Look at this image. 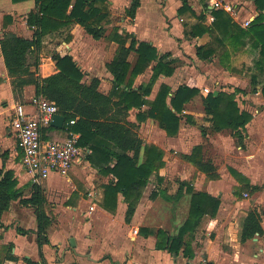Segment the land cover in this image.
Here are the masks:
<instances>
[{"label": "crops", "instance_id": "1", "mask_svg": "<svg viewBox=\"0 0 264 264\" xmlns=\"http://www.w3.org/2000/svg\"><path fill=\"white\" fill-rule=\"evenodd\" d=\"M187 1L188 6H185L184 0H139V6L135 15L132 16L128 10L134 0H109L110 17L103 24L106 32L101 39L93 38L85 27L75 24L71 27L72 39L69 42L63 40L51 44L49 42L55 33H49L46 35L47 37H44L41 49L28 54L26 67L35 72L37 78L56 72L54 58L56 54H70L85 73L82 82L91 83L95 78H98L100 80L99 90L109 94L114 79L107 64L114 59L119 47V43L110 39V35L118 28V34L131 35L126 46L130 45L133 38L138 41H147L155 45L160 54L170 53L167 61H176L175 72L172 76H159L151 94L146 96L149 101L156 98L162 83L170 85L172 92L180 85L200 89V93L185 105L182 116L183 125L181 124L182 126L175 136L168 135L155 119L150 117L143 120L138 119L139 112L147 115L149 105H144L142 109L134 108L129 111L127 119L136 124V132L143 140V147L146 144H155L160 147L164 151V165L151 175L143 191L144 194H147L146 202L144 203V198L141 199L131 221L127 222L128 206L122 195L119 197L117 214L103 207L104 185L113 178L103 175L91 165L87 158L90 151L88 148H85L87 152L83 153L82 157L74 163L67 175L52 173L40 183H35L31 174L24 169L16 130L12 127L11 120L17 103L25 104L28 110L32 109L29 102L36 95V85L26 84L23 87L15 88L13 82L15 78L11 76L5 64L1 40L6 33H15L31 39L34 30L28 26L27 17L31 11L37 10V5L34 0L20 2L11 0L12 5L9 3L10 0H0V168L13 173L14 179L18 183L17 188H21L23 197H31L33 185L37 184L44 189L45 195L46 192H52L58 194L59 199H55L56 201L50 199L53 200V207L49 209L46 195L45 211L51 217L52 223L47 229L49 243L43 244L41 248L38 244V221L35 207L23 204L20 198L11 201L9 208L0 217V260L5 264H27V259L39 264H43V261L46 264H204L205 262L264 264V242L261 238L264 234H257L254 238L242 242L243 222L237 231L236 229L232 230L235 224L230 215H234L236 203H238L236 202L237 189H234V186L237 184L236 182L239 183L237 172L241 171L229 167L228 173H223L217 163L208 155L203 143L214 131L210 120L212 116L205 112L204 98L209 93L217 95L221 91H227L222 85L226 82H235L239 78L223 71L225 68L221 67L220 63H216V55L206 60L197 56V47L210 43L213 38L209 32L201 36H192V29L198 23H203L207 27L212 25L215 19L212 15L214 4L210 2L211 0ZM221 1L233 8V12L225 11L244 27H246L247 21L257 17L260 12L254 0ZM7 15L12 16L13 19L5 24ZM49 49L52 50L51 54L48 53ZM181 53L195 58L194 60L189 59L191 63L196 60L197 62L192 66L185 65L180 69L178 56ZM137 57L136 52H131L128 60L134 65ZM31 58L33 61L30 60ZM155 63L152 62L142 74L135 78L134 88L137 89L150 81ZM96 66L98 71H93ZM89 73L92 75H88ZM114 98L117 99V97ZM238 98L236 96L237 101ZM194 103L198 106L202 104L203 111L192 109ZM241 109L246 110L243 107ZM186 115H192L196 123L188 122ZM203 117L205 120L200 121L199 119ZM47 128V125L42 128L45 140L67 138L64 128L54 130ZM203 129H206V134H203ZM226 130L215 132L221 134ZM211 142L216 144L214 137L211 138ZM197 145L203 147V161L216 167V176H210L184 158V155L191 154ZM173 149L177 150L178 156L171 154ZM143 160L144 150L142 148L139 161ZM58 176L64 180L56 183ZM245 178L249 180L245 184H249L251 187H263L264 185V183L262 185L252 183L247 176ZM97 179L100 181L99 183H97ZM181 183H188L193 186L195 191L205 192L218 198L221 204L215 217L206 215L207 219L203 217L196 223L193 230L186 233L183 247L178 255H174L168 250L156 247L158 232L160 229H164L170 237L176 236V231L186 219L177 223L175 229L171 223H164L172 230L170 231L165 229L163 224L148 223L150 220L147 216L151 212L155 213L153 205L159 197H164L172 202L182 199L189 201L192 194H189L186 191V186ZM27 190L29 194H27ZM153 192L157 193L155 198H151ZM246 194L248 196V193ZM60 196L61 198H59ZM15 203H18L20 208L12 210L13 215L10 216V219L13 218L15 223H11L12 221H7L6 213ZM91 206H94V209H91ZM60 208L70 216L67 223H53L54 217L50 214V210L54 211ZM28 211H33V220L29 223L21 214ZM114 217H116L115 220L118 219L117 223L122 221L127 228L133 226L129 236L125 234L123 226L121 227L122 233L114 232ZM142 227L152 229L153 233L141 234ZM152 227L157 228L153 229ZM262 227L264 229L263 220ZM234 232H237V235ZM72 238L76 242L75 246L71 244ZM151 240L153 242L149 246L148 241ZM186 246L192 248L193 258L184 255ZM12 256L18 259L16 263L10 260Z\"/></svg>", "mask_w": 264, "mask_h": 264}, {"label": "trees", "instance_id": "2", "mask_svg": "<svg viewBox=\"0 0 264 264\" xmlns=\"http://www.w3.org/2000/svg\"><path fill=\"white\" fill-rule=\"evenodd\" d=\"M20 1L23 0H13V2ZM34 1L37 10L31 11L27 17L28 26L34 30L33 37L29 39L15 33H6L1 40L5 64L11 76L15 78L13 79L15 88L35 84V94L54 101L59 107V112L66 117V122L76 119L71 129L80 134L79 146L90 150L87 158L91 165L103 175H113L116 178V181L105 185L103 207L114 213L118 207L119 196L122 195L128 206L126 221L130 222L151 175L164 165V151L155 144H146L143 147V140L136 132V124L127 119L129 111L149 105L147 115L139 112L138 119L143 120L146 117L155 119L168 135L175 136L182 124L185 105L200 93V89L180 85L172 92L170 85L162 83L156 98L149 101L146 96L151 94L159 76H172L176 61H167L170 53L160 54L158 48L147 41L133 38L130 45L126 46L131 35L118 34V28L110 35V39L117 41L119 47L114 59L107 64L114 79L109 94L99 90L98 78L91 83L82 82L85 73L70 54H56L54 56L56 72L37 78L36 73L26 67V62L30 52L41 49L47 34L61 32L65 28L80 24L93 38L101 39L106 32L103 24L108 21L110 11L109 0ZM254 1L260 12L246 27L234 21L222 8L212 9L215 19L210 27L203 23L193 26L192 36H201L209 32L213 38L210 43L197 47V56L200 59H210L221 49L220 63L227 70H234L230 60L232 52L249 45L257 52L256 69L264 75V0ZM184 4L188 6V1L184 0ZM138 6L139 0H134L128 12L134 16ZM12 19L10 15L5 16V24ZM71 39L70 32L64 40L69 42ZM131 52H136L138 55L134 65L128 60ZM152 62L156 63L150 81L137 89L134 88L135 78ZM251 82L253 86L258 87L260 82L256 74L252 75ZM240 91L242 89L236 88L233 92L221 91L217 95L209 93L204 98L205 112L212 116L210 120L214 131L231 129L242 136L241 130L250 122L252 114L240 108L236 100V94ZM261 93L264 96V84ZM186 118L188 122L196 123L192 115H186ZM47 129L56 128L49 125ZM206 133V129H203V134ZM142 148L144 160L140 162ZM202 149L201 145H197L191 154L184 155V158L214 177L217 175L216 167L203 161ZM17 184L11 171L0 168V217L9 208L12 200L20 198L23 204L35 207L38 244L41 248L43 244L49 243L47 229L52 223L51 217L45 211L47 199L44 189L40 185H33L31 197L25 198L21 188H17ZM181 184L186 186L188 193L192 194L189 218L180 227L177 236L170 237L160 229L156 243L157 248L168 250L174 255H178L183 247L186 233L193 230L196 223L206 215L215 217L221 204L218 198L205 192L195 191L187 183ZM156 196L155 192L151 194V198ZM140 232L149 235L153 230L142 227ZM257 234H264L262 214L257 209H253L243 221L241 241L252 239ZM184 255L193 258L192 248L186 246ZM10 260L16 263L18 259L12 256ZM26 261L27 264H39L31 259ZM0 264L5 263L3 261ZM43 264L46 262L43 261ZM204 264H213V262Z\"/></svg>", "mask_w": 264, "mask_h": 264}, {"label": "rangeland", "instance_id": "3", "mask_svg": "<svg viewBox=\"0 0 264 264\" xmlns=\"http://www.w3.org/2000/svg\"><path fill=\"white\" fill-rule=\"evenodd\" d=\"M9 3L12 5L11 0ZM216 8L219 7H214L213 9ZM254 18H252L251 21L254 20ZM70 30L71 28H65L61 32H55V36L53 35L52 37L53 39L50 40L49 43L55 44V43H59L60 41H63L64 38L68 36V34L70 33ZM220 50L216 54V60H217V62L215 61L216 63H220V59H219L221 52ZM51 52L52 50L49 49L48 53L51 54ZM256 56H257V52L252 50L248 45L240 50L232 52V56L230 60L234 70H227L220 63L221 67L225 68L223 69V71L236 75L239 78L238 80H235V82L224 83L222 87L226 88V90L230 92L234 91L236 88L242 89V91L236 94V96L239 97L237 102L241 108L243 107L244 109H246L245 111H248L249 113L252 114V119L248 123V126L247 127L245 126V128L241 130L242 136H240V134L234 130L227 129L226 131H223V133L221 134H216L217 132L212 131L210 137L203 141V143L205 144L204 146L208 152V155L217 163L218 168H220L223 171V173L227 174L229 167H234L242 172L241 173L235 171L238 173L237 177L239 183L236 182L237 184L234 186V189H237L238 198H236L237 200L236 202L238 203H236V209L234 215L233 214L230 215V218L234 219L233 223L235 224L233 226L234 228L232 229L233 231L234 229H236L237 231V228L241 226V223L243 222L244 218L251 210L257 209L262 214V216L264 215V187L261 186L251 187L249 184H245L249 182V180L245 178L246 176L249 177L252 183H257L259 185H262L264 183V96L261 93V88L264 84V75H262L256 69L255 66ZM178 57L180 59L179 62L180 69H182L185 65L192 66L194 63L197 62L196 60L191 63L189 59L194 60L195 58L190 57L184 53H181V55ZM30 60L33 61V58H31ZM93 69H94L93 71H98L97 66L94 67ZM253 74H256L258 76V80L260 82L258 87L252 85L251 81ZM88 75H92V73H89ZM178 85H180L179 82ZM192 109H196V111H203L204 108L202 104L198 106V104L194 103L192 104ZM257 110L258 113H256ZM202 119L205 120V117L200 118L199 120L202 121ZM213 137L214 140L216 141V144L211 142V138ZM239 145H242L243 147L241 146L242 147L241 148ZM176 151L177 150L173 149L171 151V154L173 156H178L179 154ZM105 176H112L113 179L110 180V182L116 181V178L113 177V175H105ZM62 180H64V178L58 176L56 183L61 182ZM99 182L100 181L97 179V183ZM108 183H106L105 185H107ZM187 185L189 184L187 183ZM245 193H248V196L247 194L245 195ZM27 194H29L28 190H27ZM46 195L49 201V203L47 202L46 203L47 205H49L48 208L50 209L51 207H53V200L54 201H56L55 199L59 200L58 194L52 192H46ZM146 197L147 194L143 193L141 199L144 198L143 200L144 203L146 202ZM59 198H61V196ZM50 199L53 200L51 201ZM119 200H118V206H119ZM191 201H192V196L191 199H189V201L188 199H182L178 202L168 201L164 197H159L157 202L153 205V207L155 208V213L152 214L151 212V214L147 216V218H149L150 220L148 223L163 224L164 228L167 230L170 229L164 223H171L173 229L177 228L176 225L177 223H181L185 219L186 222L187 219L189 218ZM17 208H20V205L18 203H15L13 204L11 209H9L8 212L6 213V216L8 217L7 219L8 222L12 221L11 223H15L13 218L10 219V216L13 215L12 210ZM117 211H118V207L117 210L115 211L116 214ZM28 212L27 213L22 212L21 214H23L24 218H26V221L29 223L33 220V211L32 212L28 211ZM50 214L54 217L53 223H67L70 219L68 213L64 212L61 208L59 210L55 209L54 211L50 210ZM227 215L229 214L227 213ZM207 218L208 217H205L204 219ZM113 219L115 220L116 217H114ZM117 220L113 222L114 232L117 231L116 233L118 234L120 232L122 233L121 227L123 226L124 231H126L125 234L129 236L131 230L133 229L132 228L133 226L127 228L124 222L121 221L120 223H117ZM262 220L264 223V216L262 217ZM152 228L156 229L157 227H152ZM179 229L180 228H178V230L176 231L177 232L175 234L176 236L178 235ZM161 230L165 231L164 229ZM234 233L237 235V232ZM261 238L262 241L264 242V236H262ZM152 242H153L152 240L148 241V245L149 246L150 244L152 245ZM0 262L2 263L3 261L0 260Z\"/></svg>", "mask_w": 264, "mask_h": 264}, {"label": "built area", "instance_id": "4", "mask_svg": "<svg viewBox=\"0 0 264 264\" xmlns=\"http://www.w3.org/2000/svg\"><path fill=\"white\" fill-rule=\"evenodd\" d=\"M214 7L233 12V8L221 0H211ZM251 21H247L246 26ZM32 108L17 103L11 120L12 127L16 130L18 148L22 157L24 169L31 174L35 183H40L52 173L67 175L74 163L87 152L85 147L78 144L80 135L71 127L76 119L64 123L67 138L64 140H45L42 128L51 125L53 116L59 113V107L54 101L42 95H34L29 102ZM92 197V194H90ZM94 209V206H91Z\"/></svg>", "mask_w": 264, "mask_h": 264}, {"label": "water", "instance_id": "5", "mask_svg": "<svg viewBox=\"0 0 264 264\" xmlns=\"http://www.w3.org/2000/svg\"><path fill=\"white\" fill-rule=\"evenodd\" d=\"M65 121L66 117L64 115L56 113L52 118L51 125L55 128L62 129ZM71 244L72 246L76 245V242L73 238L71 239Z\"/></svg>", "mask_w": 264, "mask_h": 264}]
</instances>
